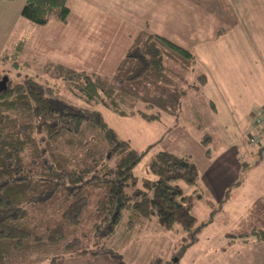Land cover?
Masks as SVG:
<instances>
[{"label": "rangeland", "instance_id": "rangeland-1", "mask_svg": "<svg viewBox=\"0 0 264 264\" xmlns=\"http://www.w3.org/2000/svg\"><path fill=\"white\" fill-rule=\"evenodd\" d=\"M24 2L0 0V51L11 49L23 32L27 37L25 50L29 52L21 59L0 61V80L8 75L9 83L42 72L49 61L112 76L142 30L169 38L196 54L188 79L196 80L199 73H206L207 82L200 80L201 91L190 85L195 82L179 76L186 69L182 65L169 72L178 89L187 88L188 96L181 102L179 118L158 106L147 107L161 116L153 121L140 114L123 116L100 106L109 124L134 147L142 150L153 144L135 168L139 185L148 172L146 165L161 149L191 154L201 177L218 160L224 162L219 167L226 168L225 161L232 150H238L237 158L247 159L239 177L220 197L202 178L195 186L181 180L186 191H194L195 197L198 196L193 205L198 223L206 222L185 254H181L182 248L189 242L190 233L179 223L167 228L154 215L129 232L123 227V220L119 231L104 240L111 246L106 254L61 256L65 252L61 245L55 250L47 249L51 252L31 264H116L115 254H121L125 264H264V240L253 239L247 233L252 228H264V143L252 146L249 142V134L257 131L255 115L264 106V26L259 27L258 19L264 25V0H101L104 10L97 7L99 0H85L82 11L75 6L76 0H70L69 5L75 7L70 22H60L54 11L44 25L23 18ZM247 14L255 17V21ZM93 25L98 27L97 39L89 42ZM173 65L171 69H175ZM43 77L47 82L58 83L59 91L76 101L62 78L49 72H44ZM144 104L142 101L138 106ZM205 133L211 144H204ZM85 140H88L85 146L61 142L59 150L65 147L84 151L85 157L92 154L91 164L93 159H103L105 166L115 163L106 159L109 144L101 132L89 130ZM245 172L249 179L239 182ZM101 196L103 189L93 190L95 201ZM255 203L252 212L249 208ZM57 204L53 203L49 209L54 212V223L60 217ZM94 220L90 218L76 233L74 226L69 225L66 241L71 240L72 234L91 240L89 227ZM43 254L36 253L34 257Z\"/></svg>", "mask_w": 264, "mask_h": 264}, {"label": "trees", "instance_id": "trees-1", "mask_svg": "<svg viewBox=\"0 0 264 264\" xmlns=\"http://www.w3.org/2000/svg\"><path fill=\"white\" fill-rule=\"evenodd\" d=\"M54 11L61 22H69L68 0H25L21 14L44 25ZM23 34L19 33L11 49L0 51V61L21 59L29 53ZM195 60L196 54L185 46L142 30L112 76L49 61L42 72L27 74L0 91V264H31L51 252L47 249L55 250L61 245L65 251L61 256L106 254L111 246L104 240L119 231L123 220V227L129 232L154 215L165 227L179 223L190 233L189 242L182 248L181 254H185L206 224L198 223L193 211L198 196L186 191L181 183L184 180L191 186L200 184L198 163L191 154L161 149L146 165L148 172L139 185L135 168L153 144L142 150L134 147L109 124L100 106L123 116L140 114L151 121L160 119V114L147 107L158 106L178 114L187 88L178 89L169 72L182 65L186 69L179 76L195 82L190 85L199 92L200 80L205 84L208 76L199 73L196 80L188 79ZM171 64L175 69H171ZM44 72L62 78L76 101L64 96L58 83L47 82ZM142 101L144 106H138ZM259 111L255 115L257 131L250 136L260 130ZM89 130L101 132L109 144L106 159L115 160L114 164L105 166L103 159H93L91 164L92 154L85 157L84 151L65 147L59 150L61 142L85 146ZM207 137L205 134L202 138L205 145L211 144ZM263 143L262 139L250 145ZM246 163L245 157L242 167ZM243 179L244 176L239 182ZM96 188L103 189V196L95 201L92 196ZM199 194L202 196V192ZM53 203L61 209H57L60 217L55 223L54 212H49ZM256 205L253 204L252 212ZM90 218L95 219L89 227L91 240L72 234L71 240L66 241L69 225L74 226L76 233ZM247 233L253 239L264 240L262 227ZM36 253L44 254L39 258L34 257ZM122 258L115 254L113 260L125 264Z\"/></svg>", "mask_w": 264, "mask_h": 264}, {"label": "crops", "instance_id": "crops-1", "mask_svg": "<svg viewBox=\"0 0 264 264\" xmlns=\"http://www.w3.org/2000/svg\"><path fill=\"white\" fill-rule=\"evenodd\" d=\"M68 1H69V4H70V0H68ZM72 1H75V0H72ZM81 1L83 3L81 5H79L78 0H76L77 3H76L75 6L82 11L83 9H85V0H81ZM250 6H251V4L249 3L247 5V11L250 9ZM70 7H71V5H70ZM97 7H102V9L104 10V7L105 6L103 7V4L101 3V0H99V3L97 2ZM74 8L71 7V15H70V18L69 19H71V16H72V14H73V12L75 10ZM106 10H107V8H106ZM247 17L249 19H251L252 21H255V19H256L255 17L250 16L249 14H247ZM82 18H84V14L83 13H82ZM258 19L261 21L260 24H259V27L264 26L263 23H262V19H260V18H258ZM59 21L61 22V20H59ZM25 22H28V21L26 20ZM69 22H70V20H69ZM62 23H64V22H62ZM93 27H94V29L92 31L93 32V36L89 39V42L93 41L94 39H97V33L95 32V29H97L98 27H96L94 25H93ZM86 30L87 29H85V31ZM23 36H25V35L23 34ZM262 93H263V97H264V90H263ZM187 96H188V94L186 95L185 98H187ZM168 113H170V112H168ZM180 114L181 113L178 112V114H174V115L177 118H179L181 116ZM160 119H161V116H160ZM205 134H208V133H205ZM209 135H210L209 137H211V138L213 137L210 133H209ZM185 154H187V153H185ZM237 154H238V150H232V151H230V153L228 154V159H227V161H225L227 163V167L226 168H224L223 166L219 167V165L223 161L221 163H219V160H218L217 162H215L211 166L212 168H208L207 173L203 174L202 177L200 175V183H201V178L204 179L205 181H207V183L209 184V187L213 190V192L215 193V195L217 197H220L223 194H225V192H226L225 189L227 188V186L232 185V182L237 177H239L238 176L239 172L242 171V161H243V157L241 156V158H237ZM180 155H183V154H180ZM209 157H211V156H209ZM247 178L249 179L248 172H245L244 173V180L247 179ZM249 209L251 211L252 206Z\"/></svg>", "mask_w": 264, "mask_h": 264}, {"label": "built area", "instance_id": "built-area-1", "mask_svg": "<svg viewBox=\"0 0 264 264\" xmlns=\"http://www.w3.org/2000/svg\"><path fill=\"white\" fill-rule=\"evenodd\" d=\"M257 121L260 123V130L259 132L251 135L249 137V142L252 144L260 143L263 136H264V106L261 107L258 116H257Z\"/></svg>", "mask_w": 264, "mask_h": 264}, {"label": "water", "instance_id": "water-1", "mask_svg": "<svg viewBox=\"0 0 264 264\" xmlns=\"http://www.w3.org/2000/svg\"><path fill=\"white\" fill-rule=\"evenodd\" d=\"M8 81H9V76L8 75L3 76V78L0 80V91L7 89Z\"/></svg>", "mask_w": 264, "mask_h": 264}, {"label": "clouds", "instance_id": "clouds-1", "mask_svg": "<svg viewBox=\"0 0 264 264\" xmlns=\"http://www.w3.org/2000/svg\"><path fill=\"white\" fill-rule=\"evenodd\" d=\"M9 81H10V77H9ZM9 81H8V84H10Z\"/></svg>", "mask_w": 264, "mask_h": 264}]
</instances>
